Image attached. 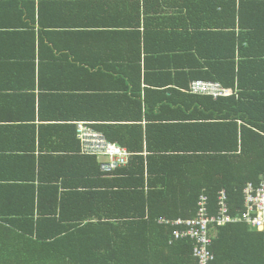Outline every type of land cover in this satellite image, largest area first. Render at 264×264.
I'll return each instance as SVG.
<instances>
[{"label":"trees","instance_id":"1","mask_svg":"<svg viewBox=\"0 0 264 264\" xmlns=\"http://www.w3.org/2000/svg\"><path fill=\"white\" fill-rule=\"evenodd\" d=\"M42 3L36 16L0 26V90L19 91L21 106L0 113V264H196L192 241L173 240L180 227L159 221L194 217L200 195L216 215L221 190L239 214L244 187L262 179L264 0H183L193 31L165 49L149 48V19L140 31L134 9L122 31L99 23L113 49L79 68L67 41L75 24L49 17ZM164 53L151 81L145 66ZM195 80L232 93H189ZM78 121L131 152L128 163L101 171L99 157L81 150ZM213 231L215 264H264V226Z\"/></svg>","mask_w":264,"mask_h":264},{"label":"crops","instance_id":"2","mask_svg":"<svg viewBox=\"0 0 264 264\" xmlns=\"http://www.w3.org/2000/svg\"><path fill=\"white\" fill-rule=\"evenodd\" d=\"M40 1L45 2L42 3L43 5L41 10L43 12L45 5L48 9H46L44 13H46L49 17H57V20L61 17L64 19H66V17H70L66 20H60V22L64 24L72 22V24H75L72 26L76 27H71V30L76 31V34L70 37L67 41L70 44V48L78 53L79 63L74 66L76 68H79L81 63H84L83 60H88V62L93 64L102 62V60H104L102 59L104 57V51L106 53L110 49H113H109V44L108 46L105 45L107 42L105 41L106 36L103 35L104 27H101L102 25H99V23L112 22V25L110 26L114 29L116 28L118 31L119 29H125L123 28L125 26H121V24L124 22L127 27V23H129L131 18L134 16V9L136 11L138 9L141 11L140 31H144V18L148 17L149 19L147 23L150 37L146 43L150 46L149 48L165 49L163 46L167 48L169 46L175 47L177 42H181V38L179 36L181 33H191L193 31L192 28L188 26L191 25V22L188 24V21H182V16H186V11L182 7L183 0H0V26L6 23L14 25L24 15L30 16L32 13H35L36 16L38 6H41V4H39ZM22 6L27 7L25 13ZM21 11H23L24 14ZM84 23H88V25L92 26L94 30H84ZM64 29L70 28L64 27ZM109 29L112 31L111 28ZM87 31L90 34L83 33ZM236 31L239 30L236 29ZM116 35L117 37H114V35L112 37L113 43L120 40V35ZM128 36L131 37V32ZM130 42L132 43L131 39ZM109 43L113 44L111 41H109ZM89 49L93 51L92 57H84L86 51H91ZM143 57L144 56L142 55V66H144ZM163 57H167V54L164 53L159 56H153L148 60L145 69L149 70L151 81L159 80V78L157 79L155 76L158 75L159 71H162L161 68L164 65L161 58ZM66 61L72 64L74 62V58L71 55V57H69ZM118 61L120 65L125 63L120 60ZM119 63L113 62L112 64L116 65ZM86 64L88 63L86 62ZM161 73H163V71ZM67 75H69V73H67ZM69 76L72 77L73 75L70 73ZM79 76L82 77L80 73L77 77ZM18 92L19 91L15 90H0V113H8L9 111L15 113L20 110V103L18 100H15V94ZM77 94L79 93L77 92ZM119 105L122 107L121 104ZM117 109L118 104L115 107V111ZM0 125L4 127L7 126V124ZM10 130L15 129L12 128ZM1 141L2 143L9 144L11 141H16V138H6L3 136ZM35 146L37 147V142H35ZM73 146L74 145H72V147ZM34 152L37 153V150L35 149Z\"/></svg>","mask_w":264,"mask_h":264},{"label":"built area","instance_id":"3","mask_svg":"<svg viewBox=\"0 0 264 264\" xmlns=\"http://www.w3.org/2000/svg\"><path fill=\"white\" fill-rule=\"evenodd\" d=\"M189 93L207 95L217 98L228 96L232 89L222 87L218 82L195 80L188 89ZM76 133L83 152H89L99 157V166L104 173L123 167L128 163L131 152L110 142L105 135L91 126V122H76ZM244 210L236 215L229 213L225 203V191L219 192L220 209L216 215H211L206 207V196L200 195L196 214L185 220L168 221L161 219V223H171L180 228L173 230V240L189 239L192 241V257L196 264H215L216 256L212 250L213 231L218 226L235 222H244L252 228L262 229L264 226V173L258 185L247 183L243 189ZM172 242V241H171Z\"/></svg>","mask_w":264,"mask_h":264}]
</instances>
